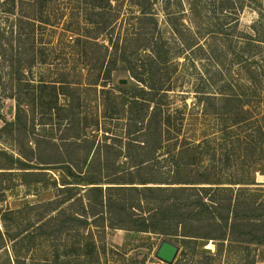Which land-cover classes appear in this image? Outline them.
I'll return each instance as SVG.
<instances>
[{"label": "rangeland", "instance_id": "374dc122", "mask_svg": "<svg viewBox=\"0 0 264 264\" xmlns=\"http://www.w3.org/2000/svg\"><path fill=\"white\" fill-rule=\"evenodd\" d=\"M176 2L177 0H171L173 6L168 17L157 6L158 28L167 38L171 37L169 24L174 25L177 30ZM75 6L55 1L51 5L50 14L59 19L55 21L58 23L54 27L36 28L30 37L32 45L29 49L26 45L27 36L24 33L19 40L16 55L20 72L24 74L20 83L21 96L26 92L30 94L28 97L30 107L23 101L21 110L26 111L28 115L25 124L6 127L3 134L0 132V214L4 219V221L0 219V264H13L11 250L1 248V242L5 236L11 240L21 239L22 236H26L28 230L34 232V228L44 216L50 214L49 216L54 217L56 212L63 209L65 211L70 205L72 206L68 209L80 212L81 203L88 202L84 197L85 189H82L84 187L75 186L78 188H71L66 192L72 195L70 201L61 204L65 194L59 188H63L61 180L67 172L62 165L72 166L75 175L78 172L86 173L87 179L102 183V198L116 204V209L123 204L116 201V196L121 192L105 191V187L110 185L107 183L129 179L136 181L146 179L154 183L170 180L177 182L174 180L177 178V156L173 154H177L182 139H186L196 147L195 155L192 159H188L191 164L179 171L180 178L192 182L211 183L194 186L210 187V191H202L201 195L207 203L210 200L222 202L225 206L223 211L221 208L210 209L208 214L210 223L198 226L189 221L188 227L194 226L195 231L199 233L197 236L202 237L197 239L196 244L190 243L188 246H183L181 236L106 228L103 239L107 250H118L125 255V258L138 261L143 259V264H166L155 257V253L163 240H169L179 246L173 263L182 258V264H264V213L260 208L257 210L254 208L257 204L264 202V156L261 151L264 139L258 134L259 128L264 127V120L261 121L262 125L258 120L261 115H264V106L260 103V97L253 96L251 95L253 93L245 90V96L241 98V102L234 99L235 102H223L213 85L215 65L205 59H202V63L192 60L188 52L179 51L177 45L170 43L167 51L163 52V54L167 53L169 62L159 67V75L171 89L167 92V97L163 99L167 109L163 108L172 112L169 121L171 128L176 132L181 128V133L178 135L180 141L177 142L174 139L175 137L177 139V134L171 136L172 139L161 140L160 147L153 146L150 149L151 153L146 159L145 169H135L133 163L128 161V164L124 154L119 152V148L126 142L123 132L125 120L122 111L113 100L121 95L118 89L129 90L138 86V83L131 78L122 63L117 65L108 83L100 81L94 85L85 79L86 70L80 65L87 64L89 61L83 60L81 49L78 48L70 54L68 49L64 50L59 44L65 22L68 17L71 18L68 15L69 11H66L67 15L64 13V8L70 9ZM186 19L192 20L196 26H202V21L193 18L189 13L183 20L187 21ZM256 20V12L252 8L245 7L239 14L237 34H234H252L251 28ZM200 28L197 29L194 26L193 30L201 33ZM208 37V35H202V38ZM47 42L54 44L50 48L53 47L55 50L49 52L43 49L48 48L42 47L48 46ZM41 48L43 49L41 53L48 56L46 63H42L43 57L37 59ZM259 55L261 56L262 52ZM33 56L36 59L29 70L26 58ZM228 63L227 58L223 71L228 68ZM90 64L97 68L100 62L98 63V60L94 58L91 59ZM73 66H77L76 75L67 80L65 95L61 94L58 97L57 109L54 111L51 109L52 112L46 107L43 108V94L46 93L44 97L50 102L52 91L45 90L42 93L39 88L40 82L52 81L56 68H72ZM239 68L236 64L232 66L233 76L241 75ZM217 79L220 82L221 78L217 76ZM120 80H126V84H119ZM27 83L30 87H27ZM103 84H106V87L100 86ZM239 84H242L243 88L250 86L245 80ZM7 88L5 91L0 88V104L4 107L0 110V130L4 128L5 121L13 120L16 109L15 102L6 98L9 94ZM22 100H25V95L22 96ZM240 103L241 105L249 104L243 108L249 109L251 113L245 115L247 120L245 124L237 126L234 122L231 123L233 117L230 113L232 109H234L233 113L238 112ZM8 109L12 110L11 114H7ZM18 149L27 155L26 159L29 161L25 159L23 161L30 164L28 168L31 169L26 171L19 169L22 168L20 165L11 162L9 157L17 158ZM98 150L102 156L100 161H104V164L98 161L90 165V168L87 167V162L93 160L92 156ZM130 155L134 156L132 149ZM72 179L77 180L72 177L67 180ZM172 186L177 187V184ZM196 190L190 192L191 199L184 203L185 205L192 202L196 194L200 195ZM123 195L125 196L126 193ZM79 197L83 198L81 203L77 200ZM237 200L240 202L238 208L233 209L234 201ZM48 202H51L50 206H43ZM245 202L253 204V207L244 205ZM228 204L230 208L226 209ZM56 207L58 209L55 212L47 211L45 214L42 212ZM96 212H99V209H95ZM118 212L120 214L118 213L117 216L105 214L103 220L97 221L99 227L91 226L85 230L91 229L96 240H101L98 237L102 236V224L118 226L125 222V217L121 215L122 211ZM65 214H62L57 221L54 220V223L59 224L65 220ZM191 217L192 215H188V218ZM214 218L226 219V240L219 254L215 248L216 241L209 239L216 238L217 234L218 228ZM234 223H237V226L233 231L231 226ZM53 225L47 240L49 242L52 240V244L58 245V251L63 255L61 248L62 240L67 238L66 229L65 226L57 225L58 228L56 224ZM177 231L180 230L177 229ZM237 240H246L250 243L241 244ZM33 241L35 244L23 241L17 245L18 255L27 263L31 260L46 259L45 256L49 252L48 244L43 245L41 238L36 236ZM115 260L108 257L105 261L107 264H113Z\"/></svg>", "mask_w": 264, "mask_h": 264}, {"label": "trees", "instance_id": "16d2710c", "mask_svg": "<svg viewBox=\"0 0 264 264\" xmlns=\"http://www.w3.org/2000/svg\"><path fill=\"white\" fill-rule=\"evenodd\" d=\"M55 1H61L67 5H76L74 8H64V13L66 14V11H69L68 15L71 18L68 17L65 22L63 32L60 34L59 44L63 46L64 50L68 49L70 54H73L78 48L81 49L83 60L85 62L89 61L87 64L80 65L86 70L85 79L88 82L94 85L100 81L101 83H108L117 65L122 63L131 78L138 83V86L129 90L118 89L121 95L113 100L122 111L125 120L123 132L126 142L119 148V152L124 154L127 162L133 163L135 169H145L146 159L151 153L150 149L153 146L160 147L161 140L172 139L171 136L177 134V139L176 137L174 139L177 142L180 141L178 135L181 133V128L177 132L171 128L169 121L172 112L164 110V108H167L163 99L167 97V92L171 89L159 75V67L169 62L170 58L167 57V53L163 54V52L167 51L170 43L177 45L179 51L188 52L192 60L202 63V59H205L215 65L213 85L215 91L220 95V100L226 103L234 100L241 102V98L245 96L244 93L248 91L253 93L251 95L260 97V103L264 106V0H177V30L174 25L169 24L171 29L170 38L165 37V34H161L158 28L157 11L159 9H157V6L168 17L173 6L171 0H0V88L5 91V88L8 87L9 94L6 98L14 101L16 108L13 120L4 122V128L0 130L1 134H3L6 127L27 122L28 115H26V111L21 109L23 101L30 107L28 100L30 94L28 92L23 94L25 100H22L20 83L24 74L20 72L16 52L22 33L27 36L26 45L29 49L32 45L30 37L36 28L54 27L58 23L55 21L59 19L50 14L51 5ZM245 7L252 8L256 12L257 20L251 28L252 34L236 35L239 14ZM187 13L193 18L200 19L202 26H196L190 19L183 20L186 18ZM193 25L197 29L201 27L202 32H195ZM202 35H208L209 37L205 39L202 38ZM47 45L42 46L48 47L43 49L49 52L55 50L53 47L50 48L54 44L47 42ZM43 49H40L37 59L43 57L42 63H46L48 56L41 53ZM205 52L206 54H203ZM261 52L262 55L260 56ZM177 55L179 54L177 53ZM94 58L98 60V63L100 62L97 68L90 64L91 59ZM227 58L229 59V65L223 71L222 68L225 67ZM35 59L34 56L26 58L29 70ZM258 60H260V65L257 62ZM235 64L240 67L241 75L239 77L236 74L235 77L233 76L232 66ZM76 69L77 66L56 68L52 81L42 80L40 82L39 88L42 93L45 90L52 91L50 102L44 97L46 93L43 94V108L46 107L49 111L57 109L58 97L61 94L65 95L64 90L67 87V80L76 75ZM217 76L221 78L220 82ZM2 80L3 82H1ZM242 80H245L250 86L243 88V85L239 84ZM100 86L106 87V84ZM27 87H30L28 83ZM101 91L105 90L101 89ZM245 103L238 105V112L233 113L234 109L231 110L230 115L233 117L231 123L234 122V125L241 126L246 123L245 115L250 114L251 111L243 108L249 105ZM2 108L4 107L0 104V110ZM105 111L107 110L105 109ZM258 120L261 124L264 115H261ZM258 134L264 139L263 126L259 128ZM180 143L177 154H173L177 156V178L174 179L177 182L170 180L169 182L154 183L146 179L137 181L129 179L107 183L111 186L105 187V191L121 192L116 196V201L123 204L116 209V204L102 198V183L87 179L86 173L79 174L81 172H78L75 175L72 166L62 165L67 172L64 179L61 180L63 188H59L65 194L61 204L70 201L72 195L66 192L70 191L71 188H78L75 186L84 187L82 188L85 189L84 197L88 202L83 204L81 203L82 197L77 199L82 204L80 212L68 209L72 206L70 205L65 211L63 209L56 212L54 217L46 214L47 216H44L34 228V232L26 230V236H22L21 239L11 240L5 236L2 239L1 248L11 250L13 264H107L105 260L108 257L116 259L113 264H143V259L138 261L125 258V255L118 250L111 249L108 251L105 245L106 242L103 239L105 229H124L130 232L181 236L183 246H188L190 243L196 244L197 239L202 237L197 236L199 233L195 231L194 226L188 227L189 221L198 226L210 223L209 210L219 208L222 210L225 206L218 200V202L210 200L207 203L201 192L210 191V187L197 188L194 186L195 184L211 183L192 182L180 178L179 171L184 166L191 164L188 159H192L195 155L196 147L186 139H182ZM261 147L264 156V141ZM131 149L134 156L130 155ZM16 153L18 154L17 158L9 157L11 162L20 165L22 168L19 169L25 171L31 169L28 168L31 165L23 161V159L27 160V155L20 152L19 149ZM93 156V160L87 162V167L98 161L101 162L100 150ZM100 164L103 165L104 161ZM25 173L39 174L40 172ZM70 177L77 180L68 181L67 179ZM137 184L141 186L138 187ZM149 184L159 185L150 186ZM174 184H177V187L172 186ZM195 190L200 195L196 194V198L185 205L184 203L191 199L190 192ZM124 193H126L125 196ZM239 203L238 200L234 201L233 209H237ZM50 205L51 202H48L43 206ZM244 205L253 207V204L251 205L249 202H245ZM57 207L42 212L44 214L47 211L52 213L58 209ZM229 208L230 204L227 205L226 209ZM254 208L255 210L260 208L264 213V202L257 204ZM89 209L90 212H88ZM95 209H99V212L95 213ZM119 210L122 211L121 215L125 217V222L118 226L102 224V236L98 237L101 240H96V236H94L91 229L85 230L91 226L99 227L97 221L103 220L105 214L109 216L115 214L117 216L118 213L120 214ZM62 214L66 215L65 220L59 224L54 223V220L57 221ZM188 215H192V217L188 218ZM0 219L4 221L1 214ZM213 220L218 228L216 230L217 234L216 238L209 239L216 241L215 248L219 254L226 240V219L214 218ZM53 224H56V227H58L57 225L65 226L66 229L67 238L62 240L63 245L61 248L63 255L59 253L58 245L52 244V240L51 242L47 240L51 233L49 230L54 226ZM236 226L237 223H234L231 230L234 231ZM177 229L180 231H177ZM35 233L36 236L41 238L43 245L48 244L49 252L45 256L46 259L31 260L27 263L24 258L18 255L17 245L23 241L35 244L33 241L36 237H33ZM2 237L4 236L2 235ZM237 242L241 244L250 243L246 240H237ZM173 264H182V258L177 259Z\"/></svg>", "mask_w": 264, "mask_h": 264}, {"label": "water", "instance_id": "95a60500", "mask_svg": "<svg viewBox=\"0 0 264 264\" xmlns=\"http://www.w3.org/2000/svg\"><path fill=\"white\" fill-rule=\"evenodd\" d=\"M119 84L125 85L126 80H120ZM12 110L8 109L7 114H11ZM179 251V246L170 242L169 240H163L158 250L155 253V257L159 260L165 262L166 264H172L177 253Z\"/></svg>", "mask_w": 264, "mask_h": 264}]
</instances>
